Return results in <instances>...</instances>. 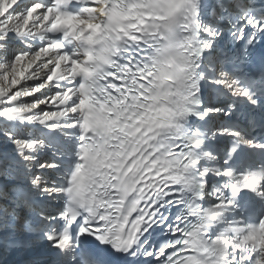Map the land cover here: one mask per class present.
<instances>
[{
    "label": "snow or ice",
    "instance_id": "1",
    "mask_svg": "<svg viewBox=\"0 0 264 264\" xmlns=\"http://www.w3.org/2000/svg\"><path fill=\"white\" fill-rule=\"evenodd\" d=\"M0 249L264 264V0H0Z\"/></svg>",
    "mask_w": 264,
    "mask_h": 264
},
{
    "label": "bare ground",
    "instance_id": "2",
    "mask_svg": "<svg viewBox=\"0 0 264 264\" xmlns=\"http://www.w3.org/2000/svg\"><path fill=\"white\" fill-rule=\"evenodd\" d=\"M27 253L22 250L0 249V264H26Z\"/></svg>",
    "mask_w": 264,
    "mask_h": 264
}]
</instances>
